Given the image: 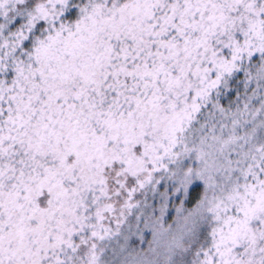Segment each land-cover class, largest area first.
Returning <instances> with one entry per match:
<instances>
[{
    "label": "snow or ice",
    "instance_id": "obj_1",
    "mask_svg": "<svg viewBox=\"0 0 264 264\" xmlns=\"http://www.w3.org/2000/svg\"><path fill=\"white\" fill-rule=\"evenodd\" d=\"M0 264H264V0H0Z\"/></svg>",
    "mask_w": 264,
    "mask_h": 264
}]
</instances>
